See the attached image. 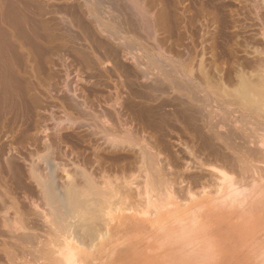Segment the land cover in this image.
I'll return each mask as SVG.
<instances>
[{"label":"rangeland","instance_id":"374dc122","mask_svg":"<svg viewBox=\"0 0 264 264\" xmlns=\"http://www.w3.org/2000/svg\"><path fill=\"white\" fill-rule=\"evenodd\" d=\"M241 76L264 79V0H0V264L48 237L50 176L80 190L84 175L99 191L162 184L150 208H181L211 165L233 175L230 149L262 139L244 120Z\"/></svg>","mask_w":264,"mask_h":264},{"label":"bare ground","instance_id":"6f19581e","mask_svg":"<svg viewBox=\"0 0 264 264\" xmlns=\"http://www.w3.org/2000/svg\"><path fill=\"white\" fill-rule=\"evenodd\" d=\"M260 76L258 75V78ZM244 77L241 76L240 78L243 79ZM242 79L241 84L239 83L241 88L238 87V91H240L237 92L236 90V93L243 103L242 106L245 105L249 111L247 114L240 112V110L239 112L241 115H246L244 120H247L248 126L253 125L251 130L256 128L253 130L254 133L260 130L257 134H260L262 139L258 140L255 137L256 139L249 140L252 131L248 134L247 130L245 133L248 136L243 134L245 137L243 140L248 139L249 141L245 140L244 142L242 137L238 136L242 140L239 141L244 143L235 144L233 149H230L232 150L231 159L222 165L233 175L229 174V177L225 170L222 171L220 165L218 166L221 171L214 169L215 166L210 168L211 165L208 167L207 179L201 183L193 180L195 187L197 185L202 187H199L201 189L197 192L198 196L196 194L193 196L189 187L183 188L186 196H190V199L186 197V200L188 202L195 200L196 203L186 204L187 201L185 200V206L183 205L184 207L181 208L177 206L180 204L177 203L178 200L173 201L172 195H170L171 203H167V201L163 203L165 200H161L164 205H161L160 202L156 205L152 203L150 208L149 199H154L152 196L157 198L162 196L160 195L162 184L150 190L147 188L148 185H145V189L142 188L144 192L140 188H135L134 185L132 186L134 188L130 184L121 186L122 183L119 184L121 188L119 185H115L119 189L116 187V189L109 188L111 190L106 188L108 191H99L96 190L98 187L96 188L93 183V185L91 184L92 180L86 179L87 177L84 175L85 180L82 183L86 185V188L80 190L73 180H71L73 183L71 181L66 185L61 183V187H58L50 176V180L44 181L40 189H43L41 194L45 200L43 199L42 202H45L43 206L47 203L45 206L48 207L47 213L44 215L43 212L46 211L44 210L46 208H43L44 211L42 210L43 214H41L43 218L39 215L41 219H44L45 216L48 228L46 234L49 238L46 237L45 239L44 236L45 241H42L41 238L40 244L42 245L39 247L36 243L37 241L39 243V240L32 239L31 243H36L37 249L31 252L32 250L26 248L27 252L29 250V253L26 252L28 258L23 259L22 254L23 261L18 260L17 258L21 255L19 253L20 255L18 254L19 256L15 260L21 261V264H264V79L262 81L261 79L256 80V82L261 83L260 87H258L259 84L257 87L255 84L254 86H252L253 84L250 85L251 83L247 85L244 82L245 78ZM211 116L210 120L212 119ZM244 124L243 126L246 125ZM245 128L242 127L244 131ZM236 131L238 133L243 130ZM251 135L254 137L253 134ZM255 147L257 150L254 149ZM44 162L49 171L53 173L55 165L51 160L45 157ZM219 168L217 167V169ZM153 177L155 178V176ZM68 179L66 178V181ZM147 181L149 180L147 179ZM158 183L160 184V182ZM203 188L210 190L213 188L212 190L215 192H212L215 193V196L213 194L211 196L212 192L205 190L206 197L202 193L204 192ZM169 189L172 190L171 187ZM163 191L165 190L163 189ZM200 191L201 194H198ZM199 195L204 198H200ZM142 203L149 206V208L146 207L147 209L144 208L145 212H142V208L141 211L138 209ZM37 210L39 209L37 208ZM38 213L41 212L38 211ZM8 223L5 224L9 228ZM13 225L12 223L10 229L17 228ZM42 225L44 226V224ZM19 229H16L17 232L23 231V229ZM13 232L7 233L13 234ZM16 235L18 236V234ZM41 235L43 237V231ZM13 236L16 238L15 234ZM26 236L22 235L23 238L27 239L23 243L31 241L27 234ZM22 237L19 238L20 241ZM36 244L34 245L36 246ZM22 249L21 252L24 253L25 251Z\"/></svg>","mask_w":264,"mask_h":264}]
</instances>
